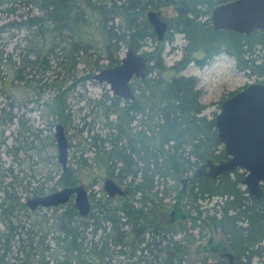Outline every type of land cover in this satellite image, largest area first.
Returning <instances> with one entry per match:
<instances>
[{"label":"trees","instance_id":"16d2710c","mask_svg":"<svg viewBox=\"0 0 264 264\" xmlns=\"http://www.w3.org/2000/svg\"><path fill=\"white\" fill-rule=\"evenodd\" d=\"M227 1L0 0V12L7 14L20 4L39 11L40 16L0 25V33L10 27L24 28L30 38H37L40 41L39 48L27 50L24 56L32 55L33 60L24 58L23 62L30 69L38 65V73L42 74L49 72L50 68L39 65L37 61L42 59L45 63L44 57L50 55L57 59L55 50L60 54L66 53L67 57L57 65L66 71L63 66L65 60L69 64L67 72L72 71L77 62H83L82 55L96 56L97 52L105 55L106 67H112L117 63V58L113 56L118 54L121 46L137 51L145 41L153 40L154 35L145 13L166 7L177 12L171 30L181 34L187 42L181 62L169 68L162 65L159 46L151 53L144 54L150 65L147 66L148 78L140 81L142 97L144 92L148 93L146 110L157 116L159 121L154 127L156 130H150L147 122L144 123L151 136L146 137L143 132L132 135L124 130V126L132 120L127 113H142V106L134 103L127 111L126 107L115 108L112 103L109 108H105V115L112 113L116 117L114 124L108 126L109 138L105 142L109 144V150H104V141L100 140L97 145V137H92L96 161L109 170L108 177L112 176L110 170H113L114 160L125 166L122 168L125 174L129 173L131 155L141 164L137 170L138 179L129 194L137 198L134 201L137 206L128 202L126 197L114 201V197L100 196L95 199L89 196L90 211L86 217H79L68 202L50 208L54 211L60 209L61 212L45 228L46 221L34 220L29 223L32 212L24 206L25 201L20 198L15 185L13 187L15 182L11 179L9 183L3 184L0 180V264H183V245L173 240V236L166 238L167 233L155 222L154 210L148 209L146 205L154 203L149 198L152 188L150 176L160 173L177 182L198 165L219 162L225 157L219 149L212 120L202 116L204 106L198 101L199 91L195 89V79L179 76L178 73L189 61L194 60L189 56L191 53L199 52L204 55V59L223 53L233 58L238 72L247 77L264 79V31L244 36L225 31L213 32L210 27L211 10ZM202 18H206L205 21H200ZM92 25L100 38L99 49L96 42L83 39L80 35L84 27ZM47 43L50 46L44 49ZM1 52L0 95L5 94L8 81L9 84L29 85L30 80L22 75L25 66H6V58L2 57ZM94 60L98 59L95 57ZM93 66L100 69L96 64ZM165 72L172 75L166 79ZM75 84L74 81L71 88ZM42 87L47 88L48 85L43 84ZM64 93L59 88L52 99L40 105L60 125H64L65 119ZM39 98L37 93V101ZM13 106L14 103L10 101L6 111L0 105V128L15 119ZM151 141H156V146ZM150 166L152 169L149 170ZM7 171L11 173L10 169ZM132 174L136 175L137 172ZM57 177L56 184L60 188L79 184L70 168L60 172ZM241 178L242 173L238 171L225 173L216 181L194 177L189 189L183 193L181 189L176 192V201L188 195L194 204V214L181 215L185 220L183 222H189L191 227L200 226L209 233L222 234L225 248L233 257V264H251L253 259L257 260V264H264V247L261 246L264 243V185L261 186L260 198L253 200L239 188ZM30 194L31 197L43 195L39 189H33ZM213 198H219L220 202L216 201L210 210L201 211L195 205L197 200L208 201ZM173 208L179 216L177 202ZM86 230L87 233H84ZM117 257L120 259H115Z\"/></svg>","mask_w":264,"mask_h":264},{"label":"rangeland","instance_id":"374dc122","mask_svg":"<svg viewBox=\"0 0 264 264\" xmlns=\"http://www.w3.org/2000/svg\"><path fill=\"white\" fill-rule=\"evenodd\" d=\"M7 7L9 6L7 5ZM14 8L15 10L10 14L0 12V25L11 22L17 23L19 20L22 22L30 16H40L37 9H30L28 6L23 7L22 4ZM154 12L159 14V17L167 26L164 39L161 42H157L154 38L152 41H145L137 52L139 55L149 54L159 46L162 65L169 68L181 62L187 42L181 34L171 30L177 16L175 9L166 7ZM205 19L202 18L200 21H205ZM93 27V25L84 27L80 35L83 39L96 42V47L99 49L100 38ZM39 42L37 38H30L24 28L10 27L0 33V51H2V57L6 58V66L14 65L19 68L25 66L22 75L25 76L26 80H30L29 85L23 83L9 84L10 81H8L5 85L8 91L6 90L5 94L0 95V105L4 106L7 111V104L12 101L14 103L12 113L15 114L12 123L0 128V180L4 184L9 183L12 179L15 182L13 187L15 185V189L23 201L31 198L30 192L33 189L41 190L42 194L60 189L56 184L60 168L56 162V147L53 139V128L60 123L44 107L40 106L42 102L52 99L60 88L65 92L62 98L66 111L64 112V125L61 124V126L68 146L66 166L74 171L79 185L84 186L88 196L98 199L100 196H105L101 189L103 180L110 179L114 182V168L110 170L112 176L108 177L107 172L109 170H106L96 161L97 156L92 139L93 136L97 137V145H99L100 140L104 141L102 143L104 150H109V144L105 141L109 138L108 126L114 124L115 115L112 113L105 115V108L110 105L108 100L111 95L105 84H98L92 79L99 70L106 67L105 55L103 53L98 54L100 52H97L96 56L82 55L81 60L83 62H77L73 70L67 72L69 64L65 60H63V66L66 67V71L59 69L57 65L65 58L66 53L60 54L55 50L54 53L57 55V59L50 55L44 57L45 63L42 62V59L37 61L38 64L40 63L39 65L50 68L49 72L42 74L38 73V65L30 69L23 62L25 52L39 48ZM48 44L44 46V49L49 48L50 45ZM126 50L127 48L121 46L118 54H115L113 58L121 59ZM189 56L194 60L189 61L178 75L195 79V89L199 91L198 101L204 106L202 116L207 119L218 113L219 104L223 100L250 84L264 83L263 78L247 77L245 74L238 72L235 69L233 58L223 53L209 59H204V55L199 52L191 53ZM95 57L98 59L97 61L94 60ZM25 59L31 61L33 56L28 55ZM94 64L100 69L97 70L93 66ZM171 75L170 72H165L164 77L167 79ZM152 77L153 75H151ZM79 80H81L80 83H78ZM74 81L76 84L71 88ZM43 84L48 85V87H42ZM131 86L137 97L140 93L139 84L132 82ZM37 93L40 95L38 101ZM142 99L139 100L137 97V100L141 102H143ZM146 104L148 106V102ZM146 109L148 110V107ZM147 110H145V120L151 130L159 121L157 116ZM135 119L137 121L139 117L136 116ZM124 130L132 135L139 131H145L146 137L151 136L147 128L145 126L141 127L137 122L125 125ZM151 143L156 146V141H151ZM81 159H84L85 162H82ZM7 169H10L11 173ZM150 169H152L151 166ZM149 174L151 173L149 172ZM150 177L152 188L149 198L154 203L153 205L148 204L147 207L154 210L155 222L162 231L167 233L166 238L173 236V240L179 241L183 245L182 263L216 264L221 261L223 264H228L227 260L219 258V255L208 252L206 247L209 239H212V242L218 245L219 248L226 247L222 234L219 232L209 233L200 226L191 227L189 222H183L185 221L181 218L183 215L194 214V204L191 203V199L187 194L181 200L177 199L176 201L175 195L181 189L180 183L175 182L169 176H162L160 173L151 174ZM239 188L243 189L241 186ZM216 201L220 202V199L197 200L195 205L198 206V210L207 211L212 209ZM176 202L177 208L180 210L179 216L173 208ZM60 212V209L56 211L37 209L32 212V217L28 221L29 223L34 220L46 221L44 225L46 228L53 222V217ZM209 212L211 214V211ZM87 231L84 233H87ZM261 246L264 247V243ZM262 261L264 262V256ZM251 264H257V260L253 259Z\"/></svg>","mask_w":264,"mask_h":264},{"label":"water","instance_id":"95a60500","mask_svg":"<svg viewBox=\"0 0 264 264\" xmlns=\"http://www.w3.org/2000/svg\"><path fill=\"white\" fill-rule=\"evenodd\" d=\"M154 38L161 42L166 31V24L159 14L148 11L145 14ZM213 32L225 31L248 36L255 31H264V0H233L214 7L209 15ZM145 76L144 59L132 49H127L119 65L104 69L92 78L98 84H105L115 97L133 101L134 96L128 87L131 78L142 79ZM216 140L221 145L226 157L218 164L205 163L200 169H206V177L215 179L236 169L244 172L240 186L253 200L261 196L264 185V84L253 83L219 105V112L213 119ZM56 147V162L61 170L66 167L67 141L63 127L56 124L53 128ZM107 198L122 196L123 192L110 179L101 185ZM72 199V207L79 217L84 218L90 211L88 193L82 185L64 187L57 191L29 198L24 206L29 212L36 209H50L65 205ZM210 243V240L208 241ZM228 264H233V257L222 252Z\"/></svg>","mask_w":264,"mask_h":264},{"label":"flooded vegetation","instance_id":"af4514ba","mask_svg":"<svg viewBox=\"0 0 264 264\" xmlns=\"http://www.w3.org/2000/svg\"><path fill=\"white\" fill-rule=\"evenodd\" d=\"M231 1H233V0H229V1H227V2H225V3H228V2H231ZM225 3H223V4H225ZM221 5V4H220ZM217 6H219V5H217ZM216 7V6H215ZM166 29H167V27H166ZM165 33H166V31H165ZM165 33H164V36H165ZM163 39H164V37H163ZM135 53L137 54V55H139L138 54V52L137 51H135ZM139 56H142L143 57V59H144V66H145V76H144V78H142V79H135L134 77H132L131 78V80H130V82L128 83V87H129V89L131 90V93H132V95L134 96V100L133 101H128V100H122L121 98H119V97H115V96H113L112 94H111V92H110V95H111V97H110V99L108 100L109 102H110V105L108 106V107H106V108H109L110 106H111V104L112 103H114V105H115V108L116 107H118V108H127V111H128V107L131 105V104H136L137 106H142L143 108H144V111L142 112V113H139V114H134L133 112H128L127 113V116H129L130 118H132V120L128 123V125L131 123V122H137L138 123V125H141V127L142 126H145L144 125V123L146 122V120H145V110H146V107H147V104H146V102H148V97H149V95H148V93L147 92H144L145 94H144V97H142V85L140 84V81H142V80H144V79H147L148 78V76H147V66L148 65H150V63H148V59H147V57H145V55H139ZM119 62H120V59L118 60L117 59V63L116 64H114L112 67H106V68H103V69H101V70H104V69H109V68H114L115 66H118L119 65ZM101 70H99V71H101ZM98 71V72H99ZM97 72V73H98ZM93 79V78H92ZM132 82L133 83H138L139 84V91H140V93L138 94V98H139V100L141 99V98H143L142 100H143V102H141V101H139V100H137V97L135 96L136 94H135V90H133V87L131 86V84H132ZM108 88V87H107ZM144 91H145V88H144ZM114 99V100H113ZM111 100H113L112 102H111ZM149 103V102H148ZM220 105V104H219ZM218 112H219V110H218ZM136 116L137 117H139V119L136 121ZM214 117H215V115H213L210 119L212 120V123H213V119H214ZM115 119H116V117H115ZM143 123V124H142ZM214 127V126H213ZM215 131V130H214ZM139 132H143L144 134L146 133L145 131H139ZM215 137H216V135H215ZM220 145V144H219ZM219 149L221 150V152H222V149H221V145H220V147H219ZM224 155V154H223ZM225 157V156H224ZM226 160V157L224 158V160H222V161H219V162H215V163H212V162H210V163H212V164H218V163H221V162H224ZM81 161L82 162H85L84 161V159H81ZM129 163H130V167L128 168L129 169V173L128 174H125L124 173V171H122V168L123 167H125L121 162H119L118 160H114V184L123 192V195L122 196H117V195H115L114 196V201H116V200H119V199H122V198H127V200H128V202H132L133 204H134V206H137V203L136 202H134L137 198L136 197H130L129 196V194H131V192H132V185L136 182V180L138 179V176H139V173H138V168H141V164L138 162H136V159L134 158V155H131L130 156V158H129ZM66 162H67V158H66ZM203 164H201V165H198L192 172H189L188 174H186V176H184L183 177V179L181 178L180 180H178V182L180 183V185H181V192L183 193L185 190H187V189H189V186H191V184H192V181H193V178L194 177H205V178H208V179H210V180H212V181H216V179H218L220 176H222V175H220V176H218V177H216L215 179H211V178H209V177H206L205 175H204V173L207 171L206 169H200V166H202ZM60 168V167H59ZM66 168H68L67 166L65 167V169ZM64 169V170H65ZM71 169V168H70ZM64 170H61L60 169V172H63ZM137 172V174L136 175H133L132 173H134V172ZM234 171H238V172H240V173H242V178H243V176H244V172L242 171V170H240V169H236V170H234ZM231 172H233V171H231ZM230 172V173H231ZM241 178V179H242ZM127 180V181H126ZM241 181V180H240ZM240 184V183H239ZM79 185V184H78ZM102 185V184H101ZM77 186V185H76ZM83 186V185H82ZM72 187H74V186H72ZM84 187V186H83ZM261 188V187H260ZM61 189V188H60ZM44 195V194H43ZM41 196V195H40ZM37 197V196H36ZM31 198H33V197H31ZM88 200H89V196H88ZM68 202H71V204H72V199H70ZM67 202V203H68ZM90 202V201H89ZM146 205H148V203L146 204ZM39 209V208H38ZM37 210V209H36ZM36 210H34L33 212H35ZM183 219V218H182ZM210 240V243H208V241ZM208 241H207V243H206V247H207V250H208V252L210 251V253L211 254H215V255H219V258H221V259H225L226 260V258L225 257H221L220 255H221V253L222 252H225V253H228L227 252V250H226V248L225 247H220L219 248V246L218 245H216V244H214L213 242H212V239H209ZM230 254V253H229ZM232 261H233V259H232Z\"/></svg>","mask_w":264,"mask_h":264}]
</instances>
